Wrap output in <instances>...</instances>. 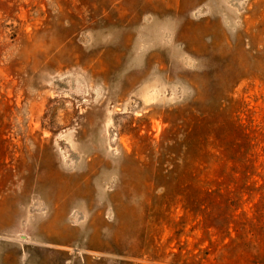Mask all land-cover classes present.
Wrapping results in <instances>:
<instances>
[{"label": "rangeland", "instance_id": "1", "mask_svg": "<svg viewBox=\"0 0 264 264\" xmlns=\"http://www.w3.org/2000/svg\"><path fill=\"white\" fill-rule=\"evenodd\" d=\"M0 264H264V0H0Z\"/></svg>", "mask_w": 264, "mask_h": 264}]
</instances>
